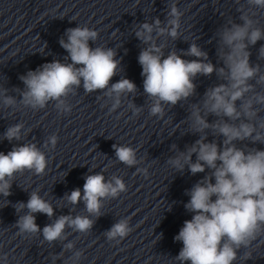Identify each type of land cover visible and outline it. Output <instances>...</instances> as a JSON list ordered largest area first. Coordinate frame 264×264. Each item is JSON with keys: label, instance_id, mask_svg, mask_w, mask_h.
Listing matches in <instances>:
<instances>
[{"label": "clouds", "instance_id": "clouds-1", "mask_svg": "<svg viewBox=\"0 0 264 264\" xmlns=\"http://www.w3.org/2000/svg\"><path fill=\"white\" fill-rule=\"evenodd\" d=\"M236 3L239 5L240 0ZM245 3L246 9L244 5L238 9L240 23L229 20L217 30V56L222 61L221 67L209 61L208 53L195 40L186 51L170 50L165 55L167 45L157 43L158 38L168 36L176 41L181 35L183 13L176 0H171L165 21L158 17L151 23L145 21L134 32L144 45L138 63L142 68L144 93L151 101L150 115L163 118L165 106L174 107L195 95L197 76L215 73L223 81L209 87L203 95L202 105L193 104L187 117L191 121V133L201 134L200 138L187 145L184 151L173 144L171 150H178L177 154L167 160L176 172L182 173L187 168L196 175L208 170L200 181L185 191L190 199L184 207L192 217L184 221L174 236V241L183 245L174 258L178 264H236L242 249L245 250L243 259L247 261L254 258L253 252L249 251L253 241L264 236V150L247 145L241 148L236 143L264 144V117L257 107L264 106V92L256 91V84L264 85V73H261L259 64L250 62L249 51L251 46L264 40V27L255 19L257 13L264 10V0H245ZM98 37V31L86 25L66 29L58 41L67 52L65 62L53 60L20 76L24 88L18 89L19 104L37 110L55 102L58 111L69 113L71 105L67 98L82 87L85 93L103 92L112 101L110 111L119 108L121 98L136 93L137 86L127 78L110 83L122 71L121 61L115 58L114 48L90 46V41L95 43ZM183 56L195 59H184ZM259 58L264 59V45L259 48ZM0 102L4 108H14L18 103L16 97L8 95L4 88H0ZM129 107L134 114L143 110L135 103ZM209 115L217 119L209 123ZM24 127L23 123L8 126L2 139L21 141ZM207 130L222 137V142L209 141ZM57 142L58 136L50 135L43 147L54 149ZM112 148L120 163L130 168L141 163L137 149L118 144H113ZM47 164L45 152L36 143L14 145L6 154L0 152V197L6 199L12 195L11 188L18 174L30 171L42 175ZM136 172L148 174L147 168L137 167ZM84 181L82 190L77 187L62 199L72 206L83 202L87 215H72L70 212L52 220L55 216L52 203L41 196L39 190H33L26 203L15 204L18 234H39L49 244L66 240L67 229L87 234L103 215L104 202L127 190L121 177L106 178L103 172L88 174ZM37 213L45 214L52 222L41 229L36 223ZM131 231L129 219L121 218L104 235L108 241L119 243ZM63 247L72 250L75 245L69 242ZM82 256V251H75L69 258L71 264H78ZM58 258L56 255L52 257L53 264Z\"/></svg>", "mask_w": 264, "mask_h": 264}]
</instances>
